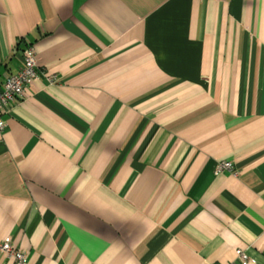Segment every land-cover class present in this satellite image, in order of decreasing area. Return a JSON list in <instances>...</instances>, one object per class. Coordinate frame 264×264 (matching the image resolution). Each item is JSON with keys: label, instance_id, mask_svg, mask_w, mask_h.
<instances>
[{"label": "crops", "instance_id": "0c3cea01", "mask_svg": "<svg viewBox=\"0 0 264 264\" xmlns=\"http://www.w3.org/2000/svg\"><path fill=\"white\" fill-rule=\"evenodd\" d=\"M27 46L0 242L25 264H264V0H0V89Z\"/></svg>", "mask_w": 264, "mask_h": 264}, {"label": "built area", "instance_id": "2783aa9c", "mask_svg": "<svg viewBox=\"0 0 264 264\" xmlns=\"http://www.w3.org/2000/svg\"><path fill=\"white\" fill-rule=\"evenodd\" d=\"M39 76L37 54L33 47L27 46L24 49L23 64L20 69L5 79L3 86L0 89V129L5 127L3 116L12 108V105L21 101L27 95V89L33 84L34 79ZM50 81L56 80L55 75H47ZM226 170H234L233 164L229 161H223L219 164L217 172ZM0 254L5 257L14 258L17 264H25L29 258V252L18 248L13 242V235L8 234L4 241L0 242ZM243 264L249 261L248 255L242 250L237 249Z\"/></svg>", "mask_w": 264, "mask_h": 264}]
</instances>
